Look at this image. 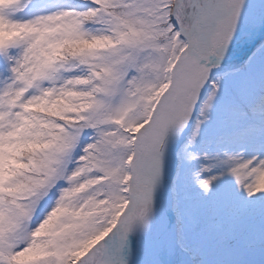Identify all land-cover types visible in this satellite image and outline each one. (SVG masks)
Here are the masks:
<instances>
[{
  "label": "rangeland",
  "instance_id": "1",
  "mask_svg": "<svg viewBox=\"0 0 264 264\" xmlns=\"http://www.w3.org/2000/svg\"><path fill=\"white\" fill-rule=\"evenodd\" d=\"M190 2L0 0V264H96L124 211L120 225L155 242L158 186L132 193L130 162L186 49L175 21ZM181 125L176 264H264V40Z\"/></svg>",
  "mask_w": 264,
  "mask_h": 264
},
{
  "label": "bare ground",
  "instance_id": "2",
  "mask_svg": "<svg viewBox=\"0 0 264 264\" xmlns=\"http://www.w3.org/2000/svg\"><path fill=\"white\" fill-rule=\"evenodd\" d=\"M261 1L191 0L189 14L176 17V26L187 43L186 49L176 62L171 85L153 114L156 127L152 126L149 132H146L147 127L140 129L134 142L132 166L141 175L139 181L160 186L158 193L163 205L155 242L141 235L144 259L152 261L157 256L162 235L166 237V246L160 264H176L184 253L175 244L176 237L164 214L168 205L165 184L168 170L187 131L181 124L190 118L209 79L214 74L238 67L253 52L264 35V23L259 21L264 16V5L257 7ZM182 3L183 0H178L177 13ZM218 17L221 18L219 22ZM231 45L234 46L228 47Z\"/></svg>",
  "mask_w": 264,
  "mask_h": 264
},
{
  "label": "water",
  "instance_id": "3",
  "mask_svg": "<svg viewBox=\"0 0 264 264\" xmlns=\"http://www.w3.org/2000/svg\"><path fill=\"white\" fill-rule=\"evenodd\" d=\"M169 182H170V174L168 175V178L166 180L167 187H169ZM167 219H168L169 225L172 227V229H174L175 228V225H174V217H173V214H172V208H171L170 199H169L168 209H167Z\"/></svg>",
  "mask_w": 264,
  "mask_h": 264
}]
</instances>
